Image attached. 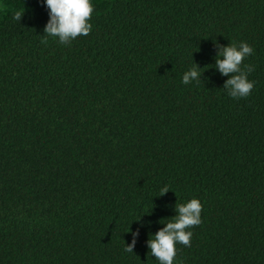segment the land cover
<instances>
[{
  "label": "trees",
  "instance_id": "16d2710c",
  "mask_svg": "<svg viewBox=\"0 0 264 264\" xmlns=\"http://www.w3.org/2000/svg\"><path fill=\"white\" fill-rule=\"evenodd\" d=\"M92 2L65 45L44 0H0V264H159L150 235L193 198L175 264H264V0ZM242 41L233 99L215 64Z\"/></svg>",
  "mask_w": 264,
  "mask_h": 264
},
{
  "label": "clouds",
  "instance_id": "9594fccd",
  "mask_svg": "<svg viewBox=\"0 0 264 264\" xmlns=\"http://www.w3.org/2000/svg\"><path fill=\"white\" fill-rule=\"evenodd\" d=\"M44 6L49 9V22L44 32L47 37L57 39L60 44H69L79 36H87L92 31L90 23L95 6L92 0H44ZM21 13H16V19L21 20ZM254 49L247 42L238 45L230 43L224 46L218 53L215 68L221 75L228 77L224 90L233 99L247 98L251 95L255 81L249 80V75L254 71L251 64H243V61L253 55ZM201 71L196 65L184 72L182 83L189 85L193 81H200ZM170 190L167 186L161 189L162 195ZM161 195V196H162ZM202 203L193 198L185 203L176 204V215L167 220H162L164 225L161 230L151 234L148 240L149 254L159 264H175L177 245L191 246L194 226L202 223ZM139 233L133 234L130 245H126V252H133L136 247Z\"/></svg>",
  "mask_w": 264,
  "mask_h": 264
}]
</instances>
